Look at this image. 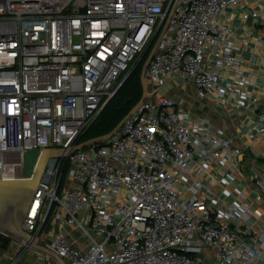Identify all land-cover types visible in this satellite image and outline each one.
I'll list each match as a JSON object with an SVG mask.
<instances>
[{
    "label": "built area",
    "instance_id": "2783aa9c",
    "mask_svg": "<svg viewBox=\"0 0 264 264\" xmlns=\"http://www.w3.org/2000/svg\"><path fill=\"white\" fill-rule=\"evenodd\" d=\"M174 2L0 0L3 178L18 175L27 149L77 145L159 38ZM261 14L264 0L177 1L146 70L150 99L109 140L49 159L24 222L38 244L65 264H264V171L253 173L255 191L242 188L236 143L264 138V111L227 135L184 96L162 94L180 80L199 99L250 112L259 101L249 100L255 81L237 55L235 26L264 25ZM65 225L87 244L73 245ZM15 243L38 251L33 264H60Z\"/></svg>",
    "mask_w": 264,
    "mask_h": 264
},
{
    "label": "crops",
    "instance_id": "0c3cea01",
    "mask_svg": "<svg viewBox=\"0 0 264 264\" xmlns=\"http://www.w3.org/2000/svg\"><path fill=\"white\" fill-rule=\"evenodd\" d=\"M233 11L236 12L235 9ZM233 11L228 9L225 13L231 14ZM261 19H264L263 14H261ZM253 22L250 19L235 26V36L238 37L236 43L239 46L237 55L245 60L244 66L248 67L251 77L255 81L254 94L249 100L257 99L259 101L251 107L250 112L244 113L231 107H223L213 100L199 99L193 84L182 87L180 80H170L162 90V92L168 90L167 94L170 96H184L187 99L186 107L194 115L207 117L214 129L221 128L227 135H236L237 132L241 131L244 122L252 121L254 113L264 111V42L261 44L256 42L257 34L264 31V25H254ZM244 39H248V45L244 44ZM236 143L242 150L238 184L244 189L255 191L253 173L261 174L264 171V138L249 139L242 136L236 140ZM259 205L263 210L260 219H264V200ZM254 223L259 225L260 221L255 219ZM53 230L55 232L59 230L58 224H55ZM62 230L73 245L82 247L87 244V239L73 226L65 225ZM37 256L38 251L35 250L21 253L20 247L15 242L8 243L6 247H3V242H0V264H33Z\"/></svg>",
    "mask_w": 264,
    "mask_h": 264
},
{
    "label": "water",
    "instance_id": "95a60500",
    "mask_svg": "<svg viewBox=\"0 0 264 264\" xmlns=\"http://www.w3.org/2000/svg\"><path fill=\"white\" fill-rule=\"evenodd\" d=\"M177 1L178 0H175L171 10L167 14L161 34L145 61L142 71V81L144 86L143 98L113 131L106 135L67 148L49 147L44 149H27L24 152L23 165L17 176L3 178L0 174V242H3V247H6L10 242L25 240L30 242L36 249L57 260L60 264H65L63 259L54 251L46 246L38 244L35 241L34 235L24 229L25 219L38 190L39 184L45 174L49 159L60 157L62 155L66 156L78 148L95 142H105L109 140L127 117L131 116L141 103L150 99L155 90H151L152 81L146 77V70L168 27ZM147 76L150 77V75Z\"/></svg>",
    "mask_w": 264,
    "mask_h": 264
},
{
    "label": "trees",
    "instance_id": "16d2710c",
    "mask_svg": "<svg viewBox=\"0 0 264 264\" xmlns=\"http://www.w3.org/2000/svg\"><path fill=\"white\" fill-rule=\"evenodd\" d=\"M157 38L145 49L142 59L136 64L129 77L116 94L105 104L96 120L77 139L81 144L93 138L106 135L113 131L130 111L141 101L144 93L142 71L145 61L155 45Z\"/></svg>",
    "mask_w": 264,
    "mask_h": 264
},
{
    "label": "rangeland",
    "instance_id": "374dc122",
    "mask_svg": "<svg viewBox=\"0 0 264 264\" xmlns=\"http://www.w3.org/2000/svg\"><path fill=\"white\" fill-rule=\"evenodd\" d=\"M167 93H168V90H165V91L162 92V94H165V95H167ZM189 94H191V92H189Z\"/></svg>",
    "mask_w": 264,
    "mask_h": 264
}]
</instances>
